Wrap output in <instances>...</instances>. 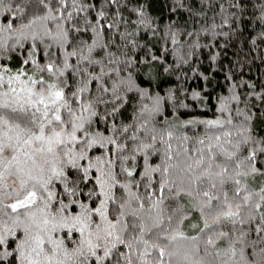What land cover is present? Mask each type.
<instances>
[{"label": "snow or ice", "instance_id": "snow-or-ice-1", "mask_svg": "<svg viewBox=\"0 0 264 264\" xmlns=\"http://www.w3.org/2000/svg\"><path fill=\"white\" fill-rule=\"evenodd\" d=\"M6 3L20 27L0 29L8 34L0 36V60L22 41H32V51L15 69L0 63V264H264V243L257 251L246 242L252 231L264 242V183L249 184L264 178V138L227 117L157 127L148 109L139 126H117L119 89L106 101L110 89L101 83V95L90 98L88 84L106 73L86 81L85 69L69 63L83 51V42L73 44L84 0H0ZM101 103L111 104L103 116L112 121L108 135L94 130ZM193 124L203 125L202 136L182 134ZM161 154L160 164L150 162ZM182 195L198 202L197 235L181 230Z\"/></svg>", "mask_w": 264, "mask_h": 264}, {"label": "trees", "instance_id": "trees-1", "mask_svg": "<svg viewBox=\"0 0 264 264\" xmlns=\"http://www.w3.org/2000/svg\"><path fill=\"white\" fill-rule=\"evenodd\" d=\"M84 5L86 11L76 17L79 20L76 26L81 31L76 33L78 39L73 44L75 47L83 42V51L78 57H69V63L85 69L86 81L88 75L106 73L101 81L88 84L90 98L101 95L98 91L101 83L110 89L104 94L106 101L113 100L111 89H119L124 102L116 101L120 105L117 126L121 123L139 126L148 114L141 116V110L148 109L157 127L227 117L237 128L251 129L257 140L264 138V12L261 11L264 0H117L116 3L84 0ZM9 7L12 5H0V29L12 22L19 29V19L13 21L18 14L15 10L9 12ZM101 12L105 14L103 18ZM101 25L105 27L101 29ZM48 43L49 40L44 41L45 45ZM22 44L23 47L16 45L15 51L6 53L0 63L13 69L19 67L32 51V41ZM93 45L97 46L89 53L88 48ZM41 51L37 42L36 58L44 62ZM64 52L65 48L58 50V54ZM84 56L98 63L89 64ZM66 75L72 86L75 77L72 73ZM97 111L101 118L94 130L108 135L105 129L111 128L112 121L105 124L103 116L111 111V104L101 103ZM180 131L194 137L202 136L204 128L193 124ZM176 146L174 143L173 147ZM102 151L95 154L99 156ZM162 159V154L152 155L150 162L160 164ZM139 163L138 157V170ZM261 183L264 178H249L253 190H258ZM179 204L188 215L181 230L186 235H197L198 230L191 227L202 226L197 200L182 195ZM175 207L172 204L168 214ZM248 227L244 226L245 231ZM246 242H256L257 251L264 243L257 240L254 231ZM218 247H227V241H219ZM236 247L238 259L243 246ZM248 251L245 248L250 260Z\"/></svg>", "mask_w": 264, "mask_h": 264}]
</instances>
